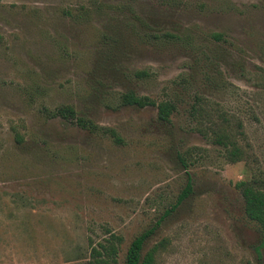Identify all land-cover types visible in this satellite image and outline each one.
<instances>
[{"label": "rangeland", "instance_id": "obj_1", "mask_svg": "<svg viewBox=\"0 0 264 264\" xmlns=\"http://www.w3.org/2000/svg\"><path fill=\"white\" fill-rule=\"evenodd\" d=\"M241 180L264 189V0H0V264H94L109 234L123 264L141 233L153 264H264Z\"/></svg>", "mask_w": 264, "mask_h": 264}, {"label": "trees", "instance_id": "obj_2", "mask_svg": "<svg viewBox=\"0 0 264 264\" xmlns=\"http://www.w3.org/2000/svg\"><path fill=\"white\" fill-rule=\"evenodd\" d=\"M120 103L122 105H132L135 107H144L147 105H155L156 118L159 121H169L170 114L175 106L169 101H160L155 103L146 96H139L132 91H126L120 95ZM46 117H58L67 121L77 128L94 133L101 132L110 135L115 141L118 137L115 132L103 126L95 124L91 119L78 115L71 105H60L53 110H44ZM214 143L222 146L224 156L229 162H236L241 159V152L235 141L224 133L213 134ZM239 194L243 201V212L247 219L257 225L260 234V245H264V189L255 187L245 180L235 183ZM188 192L186 188L181 195V198ZM180 198V199H181ZM146 233H141L135 236L126 248L123 264H153L155 246L147 250L140 257V250ZM121 237L115 234H109L102 242H98L96 247H91V252L94 254V264H111L115 262V257L118 250V245Z\"/></svg>", "mask_w": 264, "mask_h": 264}]
</instances>
